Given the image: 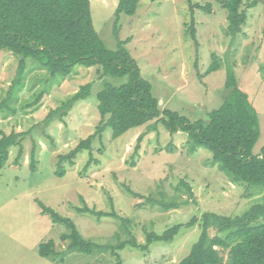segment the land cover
Masks as SVG:
<instances>
[{"label":"rangeland","instance_id":"1","mask_svg":"<svg viewBox=\"0 0 264 264\" xmlns=\"http://www.w3.org/2000/svg\"><path fill=\"white\" fill-rule=\"evenodd\" d=\"M118 2L89 0L93 28L106 48L115 50L122 43L141 78L150 83L160 110L204 121L227 96L228 62L238 87L257 110L260 134L252 153L258 155L264 146V0H243L246 21L235 36L228 34V12L220 0H139L134 15L119 16L115 36ZM207 4L210 12L192 7ZM191 25L196 42L190 36ZM213 55L220 68L208 73ZM18 59L0 51V103L16 77ZM101 72L100 65H75L63 78L34 68L27 60L24 88L18 100L9 103L16 113L6 119L0 116V134L22 136L19 160L16 146L0 169V264H113L117 257L120 264H179L199 239L203 214L242 216L263 201L264 185L230 183L213 164L209 150L192 152L185 133L171 134L153 121L116 138L106 129L92 140L90 150L75 155L73 165L60 162V156L96 132L97 94L104 84L118 87L128 81L101 77ZM87 84L91 88L84 100L74 103L61 119L57 114L46 121L50 111L65 105ZM32 151L35 172L29 166ZM61 168L63 174L56 175ZM172 200L179 207L164 210L157 203ZM38 202L69 218L84 239L110 249L65 252L67 244L60 235L67 228L41 214ZM78 208L108 215L98 217ZM177 225L172 241L148 244V233L160 236ZM208 233L212 237L216 231ZM131 238L137 247L129 245ZM48 241L63 252L62 262L39 256V246Z\"/></svg>","mask_w":264,"mask_h":264},{"label":"trees","instance_id":"2","mask_svg":"<svg viewBox=\"0 0 264 264\" xmlns=\"http://www.w3.org/2000/svg\"><path fill=\"white\" fill-rule=\"evenodd\" d=\"M220 1L228 12V34L235 36L241 32L246 21V10L241 9L243 0ZM138 3L139 0H119L113 22L115 36L119 16L134 15ZM253 4L254 2L246 7ZM192 7L211 11L208 4ZM189 32L196 42L193 25ZM2 50L19 58L16 77L0 103V116L3 119L16 113L9 103L17 101L18 93L24 88L23 79L28 59L34 68L63 78L70 75L75 65L86 68L100 65L101 77L128 78L125 84L118 87L104 84L97 94L100 120L96 132L81 141L67 155L60 156V162L67 160L73 165L75 155L81 150H90L92 140L100 138L106 129H110L112 137L116 138L132 128L153 121V124L161 123L171 134L185 133L192 152L197 148L209 150L213 164L227 175L230 183L264 185V146L258 155L252 153L260 134L257 110L247 93L238 87L233 66L227 61V96L221 106L208 113L204 121H190L177 112L160 110L159 101L152 95L150 83L141 78L137 64L121 42H118L115 50L105 47L93 28L89 0H0V51ZM217 58L216 55L212 56L208 73L220 68ZM90 88L89 84L81 87L65 105L50 111L46 121L54 120L57 114L59 119L66 116L74 103L87 97ZM21 138V133L17 132L0 134V169L6 164L9 150L13 147H19V160L22 155ZM141 138L142 134L137 141ZM29 166L35 172L34 151L29 157ZM55 174L61 176L63 169ZM128 191L136 195L131 190ZM157 203L164 210L179 207L173 200ZM38 205L41 214L49 215L53 223H62L67 228L68 232L60 235V241L67 244L65 252L90 254L94 250L110 249L84 239L69 218L58 215L40 202ZM77 211H87L98 217L108 215L87 208H78ZM109 215L117 217L115 213ZM120 220L122 225L126 223L125 219ZM194 221L193 218L189 224L192 225ZM200 222L199 239L179 264H264V198L242 216L227 217L205 213ZM179 227L180 225L174 226L160 236L148 233V244L152 241H172ZM210 229L216 231L212 237L208 233ZM128 243L131 247H137L134 238ZM38 254L56 262H62L63 258V252L56 250L53 241L41 244ZM113 264H120L118 257Z\"/></svg>","mask_w":264,"mask_h":264}]
</instances>
